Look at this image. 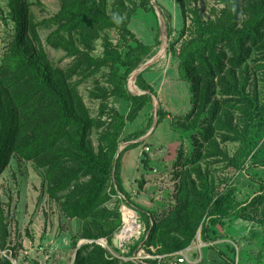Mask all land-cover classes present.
<instances>
[{
	"label": "trees",
	"instance_id": "1",
	"mask_svg": "<svg viewBox=\"0 0 264 264\" xmlns=\"http://www.w3.org/2000/svg\"><path fill=\"white\" fill-rule=\"evenodd\" d=\"M137 1L142 6L150 3L131 0L128 7L119 0L109 12L107 0H61L54 15L36 22L23 0H7L14 32L0 60V169L11 153L43 169L48 196L66 217L80 218L81 237L93 240L77 249L73 264H135L118 259L94 240L105 238L108 246L117 249L111 238L121 225L120 213L105 203L120 192L135 207L123 188L120 171L122 154L137 145L130 142L117 155L119 137L127 122L156 96L143 72L136 75L135 83L147 92L133 94L127 89L128 77L156 52L128 26ZM176 1L190 22L167 50L178 58L180 78L190 83L192 107L175 126L194 133L191 153H177L175 203L160 218L147 208L140 209L148 229L143 242L168 256L162 264H168L169 254L191 246L198 231L207 240L212 226L222 225L226 218L257 219L264 226V180L259 193L244 204L237 200L236 188L227 177L215 178L217 164L239 168L238 153L229 155L222 144H248L252 129L264 122V99L256 88L252 93L248 89L257 71L264 80V0H218L222 6L212 8L213 16L206 18L195 5H188L191 0ZM41 25L51 28L47 44L72 58L65 68L49 60L38 34ZM111 28L133 43L122 50L120 42L114 44L104 35L102 55L93 56L94 41ZM158 37L156 33L155 44L160 43ZM101 68H107V85L90 91L100 99L98 115L92 116L76 86ZM111 97L127 101L128 111L124 114L109 106ZM166 115L159 106L156 125ZM152 122L151 115L144 128L127 134L125 140L143 136ZM93 128L99 133L96 149L90 139ZM249 205L254 215L246 211ZM5 233L6 227L0 224V247ZM217 250L221 264H235L229 254Z\"/></svg>",
	"mask_w": 264,
	"mask_h": 264
},
{
	"label": "rangeland",
	"instance_id": "2",
	"mask_svg": "<svg viewBox=\"0 0 264 264\" xmlns=\"http://www.w3.org/2000/svg\"><path fill=\"white\" fill-rule=\"evenodd\" d=\"M23 1L36 22L54 15L59 10L61 2V0ZM118 1L107 0L109 12L113 11ZM124 3L128 7L132 6L131 0H124ZM188 5H195L204 18L213 16L212 8L218 9L222 6L218 0H191ZM189 22V16L184 18L182 8L176 0H150L149 4L143 6L137 1L136 9L129 19L128 26L136 37L144 43L153 45L156 50L153 56L163 47V54L141 72L143 75L151 72L150 78L157 81L156 86L159 88L161 96L172 108L170 117L166 120H160L149 135L136 141L137 145L131 148L134 156L141 160L138 168L140 174L136 182L138 191L142 193L139 192L138 196L130 199L134 202L135 209L143 220L145 219L141 214V208H148L153 212V217L160 218L164 211L175 203L176 188L179 182L175 176L177 153L182 150L184 154L189 155L193 149L192 134L194 130L185 131L175 126L179 118L187 115L192 107L190 83L180 78L176 66L178 65V58L167 50L170 43L178 38L182 27L188 25ZM50 30L51 28H46L44 25L38 27L41 44L52 64L65 68L72 61V58L67 56L63 50L54 49L47 44L46 36ZM13 32L14 22L8 14L7 0H0V60ZM156 33L159 35V44H155ZM104 35H107L114 44L120 42L122 50H125L129 43H133L132 38L124 40L115 29H106L94 41L92 55L95 57L102 55ZM180 42L181 40L175 43L176 48L179 47ZM151 57L146 58L141 64ZM106 72L107 68H101L76 86L92 116L98 115L100 99L92 97L90 91L98 90V87L107 85L104 76ZM129 77L127 89L130 93L135 94L138 90L132 87ZM75 78L76 76L73 77V79ZM254 88L259 93L260 98L264 99V80L261 79L259 71L254 76L252 75L250 85H248L250 93L254 92ZM108 101L109 106L115 107L121 113L125 114L129 109V103L122 98L111 97ZM159 106L162 104L156 91V96L154 95L150 103L138 112V115L140 113L141 116L138 117L137 115V119L135 118L128 128L124 127L119 137L121 150L128 143L135 142L140 138L125 140V136L133 132L127 131V129L139 128L141 124V128H144L151 115L154 119V110ZM105 118L106 115H103L102 120ZM146 118L147 122L145 123L143 120ZM174 131L176 132L175 138ZM98 134V130L95 128L90 133V139L95 149L98 144ZM222 145L229 155L238 153L239 168L227 166L224 162L217 164L215 165L217 170L215 178L227 177L228 181L236 188L237 200L247 204L259 193V184L264 180V165L260 163L264 161V122L252 129L248 144L240 145L236 141H227ZM147 146L150 147L148 151L145 149ZM123 156H126L125 152ZM135 169L136 166L130 161L126 172L132 174ZM46 188L47 181L43 169L33 161L25 160L15 153L10 154L8 162L0 169V224L6 227L5 241L0 248L7 249L8 254L13 259H11L12 264H73L77 245L81 241L83 243H87L85 240L93 241L81 237L82 220L66 217L60 210L58 203L48 196ZM141 197H144L147 202L141 201ZM124 201L123 194L117 192L105 203V206L109 210L116 211L117 209L120 213L119 207ZM147 205L148 207H145ZM124 207L132 209V206L123 205L122 209ZM253 208L249 205L246 211L254 215ZM133 211L135 212V210ZM120 219L122 220L121 213ZM114 235L113 233L111 238L112 244L118 242ZM94 241H98V239ZM263 241L264 226L257 219L226 218L222 225L212 226V231L207 240L199 235V231L197 232L188 251V259L191 263L184 264H197L200 255L202 256L200 264H221L223 258H221L218 248L229 254L234 259L235 264H264ZM134 243H129L131 245L127 246V248L129 247L128 253L122 251L121 247L113 249L108 246V248L116 257L125 256V258L138 256L139 252L143 250L139 257V259H143V262L136 259L131 261L135 264H151L150 261L157 255L156 247L143 242L137 250L135 249L136 251L131 252L130 248ZM141 256L148 257L143 258ZM117 258L121 260V257Z\"/></svg>",
	"mask_w": 264,
	"mask_h": 264
},
{
	"label": "built area",
	"instance_id": "3",
	"mask_svg": "<svg viewBox=\"0 0 264 264\" xmlns=\"http://www.w3.org/2000/svg\"><path fill=\"white\" fill-rule=\"evenodd\" d=\"M145 149L148 151L149 150V147L147 146ZM123 205L128 206V207H131L132 206L131 208L133 210H135V212H136L135 213V216H134L135 225L137 227L136 228V232L132 236L127 237V238L118 237L116 235V232H121L125 228V225H126V221L124 220L123 213H122V207H123ZM119 211H120L121 217H122L121 226L119 227V229L116 232H114V234H115L114 237L117 239L118 242L117 243H113V245H114V247H119V248L121 247V250L122 251H125V253H128L129 252L128 251V248L129 247L127 248V246L133 244L134 241H137V242L134 243V245L137 244V247H136V250H137V248H139L141 246V243H143V240L146 239V237L148 235L147 224H146V222H144L145 220H143L141 218L140 214L137 212V210L135 209V207L133 206V204L132 203L130 204L129 201H127V200H125L124 203H122L120 205ZM85 242H88V240H85ZM129 243H131V244H129ZM101 245L108 248V245H107V241L106 240H105V243L104 244H101ZM189 249H190V247H186V248H184L182 250H179V251L175 252L173 255H170L169 254V256H171L172 258L168 261V264L191 263V261L188 259V251H189ZM142 251L143 250H141L139 252V255L138 256H133L131 258H125V256H117V257H121L122 260H134V259H136L139 262H143V259L142 260L139 259L140 253ZM166 256H167L166 254H157V255H155L154 256V259H157L158 260L156 264H162V260L163 259H166ZM141 257L145 258V257H148V256H141ZM0 259L1 260L2 259H5V260L7 259L12 264V262H11L12 257L8 254L7 249H5V248H0ZM201 259H202V256L200 255L198 257V260L197 261L199 262Z\"/></svg>",
	"mask_w": 264,
	"mask_h": 264
},
{
	"label": "crops",
	"instance_id": "4",
	"mask_svg": "<svg viewBox=\"0 0 264 264\" xmlns=\"http://www.w3.org/2000/svg\"><path fill=\"white\" fill-rule=\"evenodd\" d=\"M146 44H150V43H146ZM177 70H178V68H177ZM150 76H152L151 72H147L146 75H144L146 81L148 83H150L154 87V89H156V91L158 92V96L160 98L161 104H162L164 110L167 112L166 117L163 118V120H166V118L170 117V115L172 113L171 112L172 108L170 107L169 103L165 99H163V97L161 96V94L159 92V88H157V86H156V82L157 81L156 80H152L150 78ZM140 116L141 115L139 113L138 117H140ZM143 121L146 123L147 122V118L144 119ZM131 123H133V121L128 122L126 124L125 128H128V126L131 125ZM140 123H142V120H140ZM141 127H142V124L139 126V128L136 127L134 129H129V130L127 129V131H134V130H137V129H141ZM175 133L176 132L174 131V138H175ZM131 151H132V149L130 148V149L124 151L126 156H123V154H122L120 175H121L123 188L130 194V198L134 199L135 196H138L140 194L139 192H141V191H138L137 182H136V179H137L138 175L140 174V171L138 170V168H139V165L141 164V160L137 159L136 156H134L135 154H133ZM130 161L136 166V169H135V171L132 174H129L128 172H126V169L129 166ZM141 201L147 202V200L144 197H141ZM145 207H148V205L145 206Z\"/></svg>",
	"mask_w": 264,
	"mask_h": 264
},
{
	"label": "bare ground",
	"instance_id": "5",
	"mask_svg": "<svg viewBox=\"0 0 264 264\" xmlns=\"http://www.w3.org/2000/svg\"><path fill=\"white\" fill-rule=\"evenodd\" d=\"M161 45H162V43H161ZM163 52H164V50L162 47L155 56L156 57L161 56L163 54ZM129 78H130V84L132 85V87L135 90L139 91L140 89L137 87V85L135 84V81H134V74H131ZM122 212L124 215V220L126 221V225H125V228L121 232H118L116 235L118 237L127 238V237L132 236L136 232L137 227H136L135 221H134L135 212L132 209L127 208V207H124L122 209Z\"/></svg>",
	"mask_w": 264,
	"mask_h": 264
},
{
	"label": "water",
	"instance_id": "6",
	"mask_svg": "<svg viewBox=\"0 0 264 264\" xmlns=\"http://www.w3.org/2000/svg\"><path fill=\"white\" fill-rule=\"evenodd\" d=\"M153 1V0H152ZM157 57L156 56H152L149 60H147L144 64H141L139 65L133 72L132 74H134V81H135V78H136V75L141 72L147 65H149L150 63H152L154 60H156ZM147 91H141L139 90L138 92H136L135 94H142V93H146ZM152 97L154 98V95H152ZM156 115H157V109L154 110V119H153V122H152V125L150 126L149 130L143 135L141 136L139 139L135 140L136 141H139L141 138H143L144 136H147L149 135L152 130L155 128L156 126ZM121 148L119 147L118 149V152H117V155L118 153L120 152ZM96 242H100L101 244H104L105 243V240L102 238V239H98V241ZM83 242L81 241L78 245H77V249L79 248V246L82 244ZM0 264H2L1 262V259H0Z\"/></svg>",
	"mask_w": 264,
	"mask_h": 264
}]
</instances>
